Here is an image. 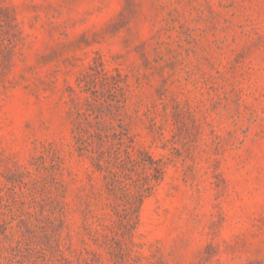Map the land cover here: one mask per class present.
<instances>
[{
  "label": "rangeland",
  "instance_id": "obj_1",
  "mask_svg": "<svg viewBox=\"0 0 264 264\" xmlns=\"http://www.w3.org/2000/svg\"><path fill=\"white\" fill-rule=\"evenodd\" d=\"M0 264H264V0H0Z\"/></svg>",
  "mask_w": 264,
  "mask_h": 264
}]
</instances>
